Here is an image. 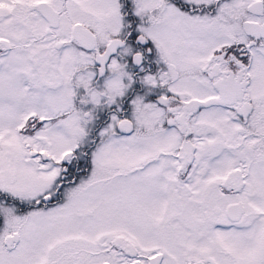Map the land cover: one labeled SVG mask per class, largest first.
Listing matches in <instances>:
<instances>
[{
	"label": "snow or ice",
	"instance_id": "6c2138e0",
	"mask_svg": "<svg viewBox=\"0 0 264 264\" xmlns=\"http://www.w3.org/2000/svg\"><path fill=\"white\" fill-rule=\"evenodd\" d=\"M0 264H264V0H0Z\"/></svg>",
	"mask_w": 264,
	"mask_h": 264
}]
</instances>
